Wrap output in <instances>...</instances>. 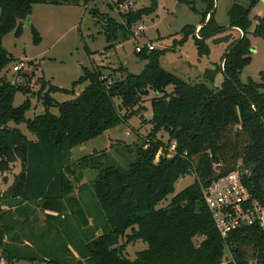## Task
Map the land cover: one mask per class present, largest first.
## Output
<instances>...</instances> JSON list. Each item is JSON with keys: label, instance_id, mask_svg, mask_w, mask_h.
<instances>
[{"label": "trees", "instance_id": "obj_1", "mask_svg": "<svg viewBox=\"0 0 264 264\" xmlns=\"http://www.w3.org/2000/svg\"><path fill=\"white\" fill-rule=\"evenodd\" d=\"M89 1L0 0V168L6 169L17 157L22 165L14 182L0 191V249L6 255L5 264L20 259L45 264H223L229 253L232 259L227 264H264V227L244 224L222 236L202 192L213 180L239 168L253 197L264 203V72L263 80H241L242 69L251 60L248 33L264 38V13L256 15L254 25L250 15L257 0L247 5L233 2L228 25L217 21L215 0H201L202 9L196 0H185L202 12L200 35L194 32L197 25L188 24L179 41L192 35L199 55L209 52L207 39L217 38L227 26L243 30L223 53V64L216 65V72H223L220 86L204 80L191 82L161 65L163 49H143L138 53L149 52L144 56L149 61L140 72L109 81L111 74H105L102 65L85 66L70 89L73 97L58 102L50 94L51 85L43 95L45 111L27 117L30 99L15 105L14 98L17 91L28 89L2 73L13 60L3 37L13 29L21 33L22 20L32 13L34 3ZM156 4L157 0H150L148 11ZM142 13L143 9L129 12L125 20L131 26ZM107 22L109 38L117 30L126 36L121 23L111 17ZM31 28L34 41L39 42L40 31L33 24ZM211 74L206 69L207 79L213 81ZM85 81L84 87L74 89ZM169 84H173L171 91L166 90ZM149 88L161 94L150 98L152 117L143 116L152 123L143 141L125 143L135 148L130 163H117L107 151L76 161L81 168L99 169L93 187L105 217L100 223L99 212L88 208L87 199L73 195L71 176L76 166L70 160L71 150L137 113L136 105ZM49 105L57 106L58 113ZM21 122L36 139L17 126ZM161 130L168 132L167 140L158 136ZM174 140L176 151L170 155ZM190 173L194 181L168 204L158 205L175 191L176 181ZM31 204L49 210L40 225L31 218L35 213ZM123 236L127 242L141 238L148 246L130 258L124 254ZM248 246L253 249L251 260Z\"/></svg>", "mask_w": 264, "mask_h": 264}, {"label": "rangeland", "instance_id": "obj_2", "mask_svg": "<svg viewBox=\"0 0 264 264\" xmlns=\"http://www.w3.org/2000/svg\"><path fill=\"white\" fill-rule=\"evenodd\" d=\"M235 1L245 5L249 3V0H215V16L219 23L228 25V10ZM149 4L150 0H136L133 10L118 13L102 0H90L86 4L34 3L31 13L32 24L40 31V41H34V33L31 26L26 25V19L22 20L23 28L19 35L15 34L13 29L3 37V44L12 54L13 60L4 67L2 73L8 79L22 83L28 89L27 92L17 91L14 104L19 105L26 97L29 98L31 107L27 110L26 116L33 117L45 111L43 95L51 85L54 87L50 90V94L58 102L73 97L74 94L70 89L73 88L74 81L84 73L85 66L102 65L105 74H111L109 81L125 77L128 72H140L149 61V58L144 57L149 52H145L146 54L142 56L138 51L148 50L145 46L148 42L154 44L156 48L154 51L164 50L160 55V63L168 70L191 82L204 80L213 87L220 86L223 72L220 70L216 72V65L220 62L221 65L223 64L224 59L221 60L223 53L233 39L243 34V30L240 27L227 26L221 33L214 36L217 38L210 37L207 40L209 52L199 55L193 37L185 41L182 46L179 40L184 34L185 25H197L201 22L202 12L193 9L185 0H157L156 7L151 12L147 9ZM196 5L198 8L205 7V3L201 0H196ZM93 9L98 12L94 13ZM139 9H143L141 18L129 26L125 15ZM263 13L264 0H257L250 13L253 25L256 22V15ZM108 17L123 25L127 31L126 36L117 30L114 35L108 37ZM199 30L200 25H197L194 30L197 36L200 35ZM224 35H228L227 38ZM248 36L252 49L251 60L243 67L241 80L247 81L249 77H252L260 81L263 80L261 71L264 72V38L252 32H249ZM138 44L143 46L140 50L137 48ZM20 60H25L26 65L19 70H14L13 65ZM208 68L215 77L213 81L207 79L205 75ZM87 82L78 83L74 89L84 87ZM172 89L173 84L166 86L167 91ZM159 94H161L159 90L149 88L145 97L136 105V108L140 107L137 113L85 143L74 146L71 150L70 160L76 166V173L72 176L69 174L75 186L73 195L80 198L84 196L87 199L88 208L99 212L100 223L105 222V217L103 212L100 213V205L94 197L93 187V179L97 176L99 169L81 168L76 165V161L85 155L107 151L110 158L127 166L133 159L135 148L132 150L130 146L126 147L125 143H131V145L140 143L151 130L152 123L144 120L143 116L150 114V98ZM118 101H121L120 98ZM48 108L58 113L57 106L49 105ZM10 125H15V123L11 122ZM17 126L30 139L37 138L26 127L25 122ZM158 136L167 140L169 134L161 130ZM21 167V160L17 157L9 161L6 169L0 168V191L2 193L14 182ZM80 175L82 178L78 179ZM194 179L193 173L180 177L175 183V191L167 195L158 205L168 204L176 192L192 183ZM30 207L35 209L31 218L37 219V225L43 223L46 217L45 210L36 204H31ZM127 231L129 232L130 228ZM121 242L124 244V254L130 258H135L138 250L148 246V243L141 238L127 242L126 237L123 236ZM247 248L251 260L253 249L249 246ZM5 258V253L0 249V260L6 261ZM12 262L13 264H45L41 261L27 259Z\"/></svg>", "mask_w": 264, "mask_h": 264}, {"label": "built area", "instance_id": "obj_3", "mask_svg": "<svg viewBox=\"0 0 264 264\" xmlns=\"http://www.w3.org/2000/svg\"><path fill=\"white\" fill-rule=\"evenodd\" d=\"M102 1L118 13L133 10L136 5V0ZM145 46L148 50L155 47L151 42L146 43ZM142 47L141 44L137 46L138 50ZM25 65L26 61L20 60L13 65V69L19 70ZM161 151L162 149H159L157 158ZM168 151L170 155L176 151L175 140L170 144ZM202 192L222 236H227L232 229L244 224L257 223L264 227V203L253 197L243 182V175L239 168L213 180L209 185L203 187ZM231 259L232 255L229 253L224 257L222 263L227 264ZM0 264H5V261L1 259Z\"/></svg>", "mask_w": 264, "mask_h": 264}, {"label": "crops", "instance_id": "obj_4", "mask_svg": "<svg viewBox=\"0 0 264 264\" xmlns=\"http://www.w3.org/2000/svg\"><path fill=\"white\" fill-rule=\"evenodd\" d=\"M202 7H203V6H202ZM202 7H201V9H202ZM197 25H200V26H201V22H199ZM190 37H192V35L189 36V38H188L187 40H190ZM208 39H209V38H208ZM208 39H207V40H208ZM187 40H186V41H187ZM184 42H185V41H184ZM184 42H180V46H182V45L184 44ZM89 53H90V55L92 54L91 51H90ZM93 62H94V61H93ZM149 113L151 114V111H150ZM148 115H149V114H147L146 116H148ZM47 211L49 212V210H45V212H47ZM90 222H92V219H91V218H90Z\"/></svg>", "mask_w": 264, "mask_h": 264}, {"label": "water", "instance_id": "obj_5", "mask_svg": "<svg viewBox=\"0 0 264 264\" xmlns=\"http://www.w3.org/2000/svg\"><path fill=\"white\" fill-rule=\"evenodd\" d=\"M31 24H32V16H31V14L30 15H28L27 17H26V25H30L31 26ZM149 117H152V114H149L148 115ZM101 231V230H100Z\"/></svg>", "mask_w": 264, "mask_h": 264}]
</instances>
